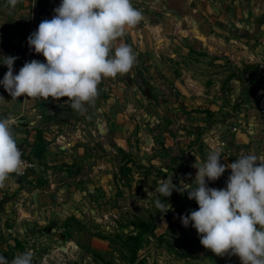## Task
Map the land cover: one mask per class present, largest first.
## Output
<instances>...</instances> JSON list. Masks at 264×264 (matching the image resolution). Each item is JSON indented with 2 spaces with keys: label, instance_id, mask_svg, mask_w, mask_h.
<instances>
[{
  "label": "crops",
  "instance_id": "crops-1",
  "mask_svg": "<svg viewBox=\"0 0 264 264\" xmlns=\"http://www.w3.org/2000/svg\"><path fill=\"white\" fill-rule=\"evenodd\" d=\"M20 1L23 3L17 6L16 17H19L24 25L31 17L35 23L33 25L37 26L43 20L52 19L54 7L59 4L56 0ZM131 2L133 7L143 13V20L134 27L126 28L125 35L118 38L114 47L121 44L131 46L137 56V62L128 73L118 74L116 78L102 79L111 84L115 83V86L111 87L115 99L113 96L108 98L103 96L105 85L101 81L97 97L83 112L73 110L66 102L67 97L59 100L26 97L21 103L20 109L28 117L26 124L31 131L30 137L34 136L37 127L42 129L49 149L42 158L35 154L36 165L26 175H13L12 179L6 181L4 186L0 187V195L11 193L14 189L21 194L18 202L22 211L20 217L23 223L29 224L30 235L38 234L37 230L43 228L40 224L33 227L34 219L48 225L50 218L53 221L62 219L71 213L70 210L77 208L75 198L79 191L83 189L91 191L101 185L105 186L107 177L111 175L109 162L113 153L97 152L98 140L110 136L111 141L114 138L115 144L124 149L134 147L135 124L129 116L131 109L139 112L142 108V113L147 116L144 124L161 131L159 128L163 123H167L169 116L178 117L175 105L182 103V107L189 111H184V114L181 111L179 119L185 116L186 120L198 127L212 128L211 146L218 144L219 140H216L218 137L226 136L229 139L225 145L224 141L219 144L223 151L226 150L224 155L226 160H229V157L234 158L239 152L238 145L242 146L243 142H249L251 138L248 131L254 130L251 127L252 122L249 127L247 124H232L230 120L223 122L208 120L209 117L205 116V113L215 112L218 106H221L222 110L234 108L236 101H232L230 97L236 98L243 89L252 98L247 108H244L248 120L251 121V113L255 118L260 116L254 106V100L261 86L253 81L262 79L264 75V0H131ZM28 24L31 25L30 22ZM232 29L244 34L237 43L221 38ZM33 60L46 63L43 55L40 59L37 57ZM24 61L28 62L27 59ZM246 63L259 64L262 72L243 75L242 69ZM221 81H228L231 84L223 89L218 83ZM238 82L243 83L242 88L237 87ZM250 86H253L254 90L251 93L246 89ZM154 91L159 97L167 98L168 102L160 106L146 101L147 105L139 108L136 101L131 99L133 96L151 95ZM227 95L230 96L228 101L222 100V104H219V97ZM113 105L115 124L111 126L108 121L105 122V115L110 114ZM213 117H216V112ZM114 127L115 131L112 129ZM224 129H227V132ZM151 142L153 143L151 148L156 151L152 155V161L160 160L162 163L171 158L168 151H172L175 146L172 140L159 136L158 140L152 137ZM104 145L110 144L104 142ZM225 146L227 147L224 148ZM60 163L70 165L77 163L78 166L87 169L80 176L79 174L76 176L79 189L76 190V183L71 180H68L71 187L57 184L56 174L59 171L55 172L53 168ZM41 173L46 176L45 185L26 183L30 180L35 181ZM69 178L73 179L71 175ZM80 178L83 179L79 180ZM56 192L62 194L58 201ZM6 242L8 241L0 238L1 249L8 248Z\"/></svg>",
  "mask_w": 264,
  "mask_h": 264
},
{
  "label": "rangeland",
  "instance_id": "rangeland-1",
  "mask_svg": "<svg viewBox=\"0 0 264 264\" xmlns=\"http://www.w3.org/2000/svg\"><path fill=\"white\" fill-rule=\"evenodd\" d=\"M56 2H59L58 7L61 0H56ZM22 3L20 0H16L15 5H12L9 0H0V58L18 57L14 64V74H18L27 62L24 59L29 62L37 57L40 59L42 56V54H36L34 49H30L27 42L28 37L38 29V26L33 25L35 23L32 17L26 25L19 17H16L17 6ZM232 30L221 38L237 43L241 37H244V34ZM254 38L258 40V38ZM2 62L0 61V80L8 71L7 66ZM262 77V79L253 82L258 83L259 86L264 85V75ZM102 83L105 85L103 96L107 98L113 96L115 99V93L111 89L115 83L111 84L106 80H103ZM218 83L223 89L231 84L228 81ZM241 84L238 82L237 87L242 88L243 83ZM154 92L148 96L147 94L139 97L133 96L131 99L136 101L139 108L144 104L147 105L146 101L160 106L168 102L167 98H161ZM0 96L4 97V100L0 99V117L11 121L18 143L34 144V153L42 158L48 152L49 144L42 129L38 127L35 129L34 136L30 137L31 131L26 124L28 117L20 109L26 96L12 100L3 85H0ZM229 97L228 95L219 97L218 103L222 104V100L228 101ZM230 99L236 101L234 108L222 110L221 106H218L219 108H216L215 111L216 117H213L215 112L209 111L205 113V116L209 117L208 120L214 119L221 122L230 120L232 124H247L249 126L252 122L251 127L254 130L248 131L251 138L249 142H243L242 146L238 145V151L264 159V118L262 116L255 118L251 113V121L248 120L249 117L244 108H247V104L252 98L243 89L236 98L234 96ZM181 104L175 105L178 117L169 116L167 123H163V126L159 128L161 131L144 124L147 116L142 113V108L139 112L131 109L129 116L135 124L134 147L132 146L133 148L130 147L128 150L124 149L115 144L114 138L111 141L110 136L103 137L104 142L110 145H104L103 139L98 140L99 146L96 144L97 152L113 153L112 160L109 162L111 163L109 169L111 175L107 177L105 186L101 185L91 191L88 189L79 191L75 198L77 208L70 210L71 213L62 219L53 221L50 218L49 225L34 219L35 225L31 226L35 227L40 224L43 227L40 228V231L37 230L38 234L30 235L28 233L30 231L29 224L22 222L20 217L22 211L18 205L21 194L14 189L11 193L0 195V238L7 240L6 243L9 245L7 249L0 248V256H4L9 264L17 255L28 251L33 253V264H241L240 258L231 253L222 257L216 256L200 243L195 228L191 225L183 226L180 218L190 215L192 210L199 208L195 200L188 199L187 192L180 194L173 191L171 197L164 198L155 192L161 179H167L168 176L172 177L173 183L176 185L183 182L192 184L198 171L193 167L196 160L200 163L205 162L209 152L214 149L221 150L222 164L232 163L236 158L243 156L238 152L234 158L229 157V160H226L224 158L226 150L223 151V147H219V144L224 141L225 145L229 139L226 136L218 137L216 139L219 140L218 144L211 146L212 128L198 127L186 120L185 116L183 119H179L181 111H183L182 114L184 111H189ZM106 121L111 126L115 124V105H113L110 114L105 115ZM245 128L247 129L246 126ZM112 129L115 131V127ZM225 130L227 132V129ZM163 131L166 133L164 134ZM159 136L169 138L175 144L172 151H168L171 158L162 160V163L160 160H151L156 151L151 148L152 142L148 144L145 141L147 137H151V140L152 137H155L158 140ZM40 138H43L44 141H41ZM53 170L59 171L56 174L57 184H66L71 187V183L68 181L71 180L74 184L76 183V190L79 189L76 176L87 171L84 166H78L77 163L72 165L60 163ZM189 173H191V177L188 176ZM230 174L231 170L228 169L217 181H208L206 178V182L209 187L223 189L227 186L226 182ZM39 175L35 181L30 180L26 183L45 185L46 176H43V173ZM70 175L73 179L69 178ZM195 186L193 183V187ZM60 195H62L61 192L60 194L56 192L57 201ZM71 196L73 197V194ZM157 199L165 204V207H169L168 203H170L171 210L163 214L156 207ZM153 220H157V224L152 228ZM152 230L155 233L154 236L151 233ZM94 238H96L95 241H93Z\"/></svg>",
  "mask_w": 264,
  "mask_h": 264
},
{
  "label": "clouds",
  "instance_id": "clouds-1",
  "mask_svg": "<svg viewBox=\"0 0 264 264\" xmlns=\"http://www.w3.org/2000/svg\"><path fill=\"white\" fill-rule=\"evenodd\" d=\"M9 3L15 5L16 0ZM54 12L52 19L41 21L27 40L30 49L42 54L46 63L31 60L14 74L18 57L0 58L8 69L0 85L12 100L21 96L67 97L73 110L83 112L97 97L102 79L128 73L136 64L131 46L114 44L125 35L126 28L143 20V13L131 0H61ZM221 156V150L214 149L205 162L196 160L195 187L184 182L176 185L168 176L161 179L155 192L163 198L171 197L173 191L187 192L188 199L197 202L198 210L182 216L181 223L195 228L200 243L216 256L231 253L240 258L241 264H264V159L246 154L222 164ZM23 165L11 121L0 117V187L13 174H21ZM228 169L231 174L226 188L208 186L206 178L217 181ZM155 204L163 214L172 208L159 199ZM0 264L9 262L0 256ZM11 264H33V253H21Z\"/></svg>",
  "mask_w": 264,
  "mask_h": 264
},
{
  "label": "built area",
  "instance_id": "built-area-1",
  "mask_svg": "<svg viewBox=\"0 0 264 264\" xmlns=\"http://www.w3.org/2000/svg\"><path fill=\"white\" fill-rule=\"evenodd\" d=\"M254 106L256 107L258 114L264 118V85L259 87L258 95L254 100ZM17 144L20 151L22 152V159L24 160V165L21 174L13 175L24 176L36 165L35 153L32 144H29L27 142H17Z\"/></svg>",
  "mask_w": 264,
  "mask_h": 264
},
{
  "label": "trees",
  "instance_id": "trees-1",
  "mask_svg": "<svg viewBox=\"0 0 264 264\" xmlns=\"http://www.w3.org/2000/svg\"><path fill=\"white\" fill-rule=\"evenodd\" d=\"M255 72H262L259 64H257V63H251V64L246 63L243 66V69H242V74L243 75L252 74V73H255ZM252 87L253 86H250V87H247L246 89L248 91H250V93H251V91H254ZM252 93H255V92H252ZM40 140L41 141H44L43 138H40ZM156 224H157V220H153V222H152V228L155 227ZM151 233H152L153 236L155 235V233H154L153 230L151 231Z\"/></svg>",
  "mask_w": 264,
  "mask_h": 264
},
{
  "label": "water",
  "instance_id": "water-1",
  "mask_svg": "<svg viewBox=\"0 0 264 264\" xmlns=\"http://www.w3.org/2000/svg\"><path fill=\"white\" fill-rule=\"evenodd\" d=\"M145 141H146V143H148V144L151 143V137H147Z\"/></svg>",
  "mask_w": 264,
  "mask_h": 264
}]
</instances>
